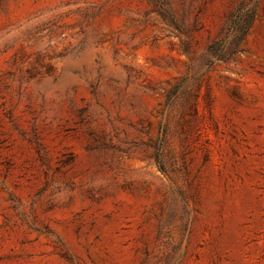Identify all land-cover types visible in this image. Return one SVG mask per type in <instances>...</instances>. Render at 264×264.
Instances as JSON below:
<instances>
[{
  "label": "rangeland",
  "instance_id": "374dc122",
  "mask_svg": "<svg viewBox=\"0 0 264 264\" xmlns=\"http://www.w3.org/2000/svg\"><path fill=\"white\" fill-rule=\"evenodd\" d=\"M0 264H264V0H0Z\"/></svg>",
  "mask_w": 264,
  "mask_h": 264
}]
</instances>
